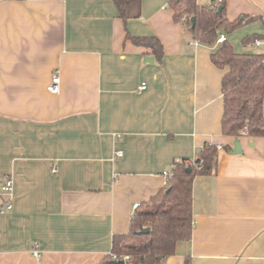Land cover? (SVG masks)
<instances>
[{
	"label": "crops",
	"instance_id": "0c3cea01",
	"mask_svg": "<svg viewBox=\"0 0 264 264\" xmlns=\"http://www.w3.org/2000/svg\"><path fill=\"white\" fill-rule=\"evenodd\" d=\"M169 2L141 0L123 21L112 0H0V175L13 180L0 264H97L134 204L205 143L216 165L193 179L191 239L163 262L264 264V137L222 133L224 70L210 59L219 44L193 39ZM221 2L241 20L220 32L233 49L264 54V43L242 41H264V0ZM127 34L156 36L162 53Z\"/></svg>",
	"mask_w": 264,
	"mask_h": 264
},
{
	"label": "trees",
	"instance_id": "16d2710c",
	"mask_svg": "<svg viewBox=\"0 0 264 264\" xmlns=\"http://www.w3.org/2000/svg\"><path fill=\"white\" fill-rule=\"evenodd\" d=\"M112 1L123 21L140 15L141 0ZM169 6L174 20L183 21L193 39L206 45L215 43L220 32L229 33L241 22L228 20L223 2L200 5L196 0H170ZM127 37L136 44L149 47L156 57L162 53V44L156 36L133 37L127 34ZM257 37L246 36L242 41H253ZM210 59L216 67L224 70L220 81L222 133L235 138L264 137V54L236 52L225 39L210 53ZM226 148L230 150V147ZM216 157V144L205 143L196 158L175 162L163 188L135 207L128 231L113 235L110 252L97 264H160L174 254L179 241H189L194 228L192 182L196 175L214 171ZM142 228L147 231L140 232ZM126 255L131 259L124 260ZM184 264H190L189 259H185Z\"/></svg>",
	"mask_w": 264,
	"mask_h": 264
},
{
	"label": "built area",
	"instance_id": "2783aa9c",
	"mask_svg": "<svg viewBox=\"0 0 264 264\" xmlns=\"http://www.w3.org/2000/svg\"><path fill=\"white\" fill-rule=\"evenodd\" d=\"M218 3H221V0H218L216 2V4ZM225 39H226L225 34L220 33L215 43L220 44ZM262 43H264V41H262L261 39H255L253 41V44L255 46H259ZM59 82H60V78L58 76L57 71H55L54 74L52 75L50 84L47 87L48 90L52 93H57L59 90ZM144 88H145V82H142V84L140 85V89H144ZM116 154L120 156L121 152L117 151ZM164 175L167 179L171 175V172L165 171ZM12 195H13V180L11 175H7V174L0 175V214L9 212L12 209L13 206ZM137 205L138 204H134V208ZM32 254L34 256H39V250L36 247H34L32 250ZM130 259L131 257L128 255L124 256V260H130ZM160 264H164V262L162 261Z\"/></svg>",
	"mask_w": 264,
	"mask_h": 264
},
{
	"label": "water",
	"instance_id": "95a60500",
	"mask_svg": "<svg viewBox=\"0 0 264 264\" xmlns=\"http://www.w3.org/2000/svg\"><path fill=\"white\" fill-rule=\"evenodd\" d=\"M221 9V6L218 8V11H220ZM191 22H192V27L194 25V17L191 18ZM147 60L149 61H153V58L152 57H147L146 58ZM242 149H241V145H240V142L238 139H235L234 142H233V148H232V153L236 154V153H241ZM147 231V228H142L140 230V232H146Z\"/></svg>",
	"mask_w": 264,
	"mask_h": 264
}]
</instances>
